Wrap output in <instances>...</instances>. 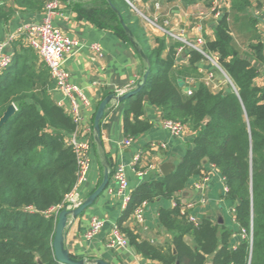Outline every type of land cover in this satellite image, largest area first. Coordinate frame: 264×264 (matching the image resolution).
Instances as JSON below:
<instances>
[{
  "label": "trees",
  "instance_id": "16d2710c",
  "mask_svg": "<svg viewBox=\"0 0 264 264\" xmlns=\"http://www.w3.org/2000/svg\"><path fill=\"white\" fill-rule=\"evenodd\" d=\"M11 1L16 9L39 13L49 0ZM70 6L78 19L112 32L137 55L140 51L145 56L143 87L122 101L125 136L137 139L150 128L143 118L145 103L154 106L162 120L179 121L193 134L191 147L173 172L139 185L124 213L129 215L142 203L157 198L173 199L189 179L211 165L224 180L226 200L235 203L234 222L242 235L233 245L231 229L207 219L194 225L180 214V203L175 201V207L158 213L159 226L171 237L170 245L163 248L142 241L119 226L129 244L143 258L160 264H264V87L254 85L257 71L234 45L232 36L235 28L258 40L250 0H230L213 37L205 38L206 51L218 56L233 88L227 85L214 94L199 83L191 96L183 93L172 76L179 44L167 45L161 39L151 44L125 0L71 1ZM14 12L0 2V23L7 22ZM22 40L20 49H14L11 64L0 71V118L11 104L16 108L0 127V264H61L52 249L56 220L42 212L60 205L75 184V154L67 141L76 126L50 95L53 83L47 67ZM251 48L261 59V43L257 41ZM189 55L191 67L203 59L193 50ZM93 118L90 142L94 144ZM108 165L112 176V165ZM27 207L35 212H27ZM186 237L192 239L193 246L187 244Z\"/></svg>",
  "mask_w": 264,
  "mask_h": 264
},
{
  "label": "crops",
  "instance_id": "0c3cea01",
  "mask_svg": "<svg viewBox=\"0 0 264 264\" xmlns=\"http://www.w3.org/2000/svg\"><path fill=\"white\" fill-rule=\"evenodd\" d=\"M71 1L85 2L87 0H60L52 25L61 30L68 39L77 43L66 54L63 67L69 74V82L78 86L89 101V106L83 107L80 111L82 121L79 131L83 132L84 129L91 127V120L105 96L125 94L136 88L143 75L144 64L140 55H137L132 47L121 41L115 34L108 30H101L85 19H78L70 8ZM0 2H5L7 7L15 11L7 22L0 23V53L11 57L15 50L20 49L22 40L14 36L16 30L24 24H40L44 11L31 13L14 8L11 0H0ZM129 2L143 16L149 19L157 18L159 28L148 25L145 28L141 25L151 44L154 45L155 39L164 40L167 45L179 44L175 48L172 76L179 81L182 88L185 82L192 81L194 87L203 83L212 93L217 94L229 85L225 76L204 58L191 67L190 49L183 48L178 51L182 45L167 37L163 30L166 27L175 33L182 32L190 43H194L195 38L201 35L205 42V38L213 37L216 23L230 8V0H129ZM155 4H158L157 9ZM250 4V11L255 20L254 33L258 40H251L247 38V33L243 35L236 29L234 32L248 45L247 52L243 55L257 71L254 85L264 87V58L262 57L264 2L250 0ZM164 21L168 22L167 25ZM257 41L262 45L261 59L256 57L251 48ZM24 43L23 45L27 46ZM94 44L99 46V51L92 49ZM39 62L42 61L39 59ZM209 75L212 76L210 80ZM50 91L56 104L63 99L55 88H51ZM143 118L148 120L150 128L129 145L124 146L123 140L127 137L122 125L123 104L112 100L100 121L99 140H95L94 144L93 141L90 142L89 169L85 180L77 188L79 200L81 203L84 202L97 190L103 182L105 173L108 177L107 184L91 206L75 219L68 218L64 230V246L69 256L76 260H84V264H94L96 260L107 264H160L137 254L124 233L122 234L127 241L126 248H110L107 243L111 237L112 226L117 225L130 230L142 241H148L163 248L170 245L171 237L159 226L158 213L161 209L173 208L175 201H179L180 206L193 203L189 213L195 216L198 222L207 219L224 224L231 229L233 245L242 239V235L237 233L238 227L234 222L235 203L226 200L224 180L218 170L211 165H206L201 175L189 179L184 189L175 194L173 199L157 198L145 203L142 221H137L133 213L129 215L124 213L130 195L139 185L150 180H160L164 176L163 166H167L171 170L170 173L173 172L187 149L191 147L193 138L188 128L182 137L172 136L162 127L159 111L148 103L144 105ZM80 138L83 139V137ZM137 157H140V160L133 170L132 165ZM108 163L112 165V171L117 165H122L125 169L128 185L122 195L118 194L117 184L112 176H109ZM138 170H147V172L139 176ZM205 175L208 176V180L201 184L200 179ZM93 217L102 219L104 224L101 230L88 240L84 235ZM185 241L189 246H193L190 237H186Z\"/></svg>",
  "mask_w": 264,
  "mask_h": 264
},
{
  "label": "built area",
  "instance_id": "2783aa9c",
  "mask_svg": "<svg viewBox=\"0 0 264 264\" xmlns=\"http://www.w3.org/2000/svg\"><path fill=\"white\" fill-rule=\"evenodd\" d=\"M60 0H49L44 6V17L40 24H24L20 26L14 36L17 38H22L25 44L30 47L39 57V59L45 64L48 69L49 77L53 83L54 88L61 94L62 100L57 102L59 107H62L72 118L76 128L75 131L68 138V145L71 146L76 161V179L75 184L71 191L67 193L63 199V202L60 205L52 206L47 210L43 211L42 214L46 217L53 216L54 219H57L58 214L62 210H73L78 208L81 205V201L77 195L78 186L85 180L86 174L89 169V149H90V136H91V127L84 129L83 132L79 131V126L81 125L82 117L80 111L83 107L89 106V101L84 95L82 90L69 82V74L63 67L64 58L67 53H69L75 46L76 41L68 39L61 30L52 25V19L56 15L57 10L59 9ZM125 2L136 11L139 16L147 21L151 27H157V18L150 20L149 18L140 14L132 5L129 0ZM264 2V0H263ZM156 9L158 4H155ZM167 21H164V24L167 25ZM163 30V29H162ZM163 32L167 37L179 42L182 46L178 51H181L183 48H188L199 53L204 59H206L214 68L220 71L225 78L227 79L229 85L233 88L229 78L225 72L221 69L218 63V56L216 54L208 53L205 49V42L201 35H198L195 38L194 43L187 41L186 36L181 32L175 33L172 30H169L165 27ZM92 49L99 51V46L94 44ZM262 57L264 58V51L262 52ZM11 64V57L0 53V71L7 68ZM211 75L208 76L210 80ZM183 93L186 96H191L194 86L192 81H187L183 85ZM122 93H118L115 96L120 97ZM162 127L167 130L172 136L182 137L187 127L185 124L179 121L173 120H162ZM80 137H83L81 139ZM134 139L126 138L123 140V145H129ZM140 157H137L132 165V169L138 165ZM151 167V166H150ZM149 167V168H150ZM148 168V169H149ZM138 175L141 176L146 174L147 170H138ZM112 179L117 184L118 194H124L128 181L125 174V169L122 165H117L112 173ZM200 183L204 184L208 180V176L205 175L200 179ZM226 191V188H225ZM126 200V199H125ZM145 203H142L133 211V217L137 221H142L143 219V207ZM173 203V207H175ZM193 207V203L185 204L180 206V214L185 216L188 222L197 225L199 222L195 216L189 213L190 209ZM29 213H34L35 210L32 207H27L25 209ZM104 221L98 218H91L89 229L86 231L84 237L86 239H91L95 236L103 227ZM107 246L110 248L120 247L126 248L127 241L124 235L121 233L117 225H113L111 228V237L107 243Z\"/></svg>",
  "mask_w": 264,
  "mask_h": 264
},
{
  "label": "water",
  "instance_id": "95a60500",
  "mask_svg": "<svg viewBox=\"0 0 264 264\" xmlns=\"http://www.w3.org/2000/svg\"><path fill=\"white\" fill-rule=\"evenodd\" d=\"M68 1V0H64ZM122 27L124 28L127 35L130 37L131 41L132 36L127 29V27L121 22ZM141 58H145L142 52L138 51ZM147 74L145 73L142 78V82L137 84L136 88L134 90H131L125 94H123L120 97H115L114 95H108L106 96L98 105L96 112L94 114L93 118V129L95 133V139L98 141L100 136V121L103 118L104 111L107 107V105L112 100H117L118 102H122L124 99H126L129 96L134 95L137 93L144 85L145 79ZM53 89L54 86H51ZM16 111V108L13 104H11L2 114L0 118V127L5 123V121ZM171 170L167 168V166H163L162 168V174L168 175ZM107 173L104 174L103 182L102 184L97 188L95 192H93L84 202L81 203V205L73 210H62L57 216L55 229H54V236L52 241V249H53V255L56 261H58L61 264H84V260H76L69 256L67 250L64 246V230L68 221V218L71 217L72 219H75L77 216H79L83 211H85L89 206L93 204L95 199L98 197V195L104 190L106 184H107ZM94 264H107L101 260H96Z\"/></svg>",
  "mask_w": 264,
  "mask_h": 264
},
{
  "label": "rangeland",
  "instance_id": "374dc122",
  "mask_svg": "<svg viewBox=\"0 0 264 264\" xmlns=\"http://www.w3.org/2000/svg\"><path fill=\"white\" fill-rule=\"evenodd\" d=\"M132 12L137 15V17L139 18L140 22H141V25L144 26L146 28V26H150L149 23H147V21L143 20L138 13H136L133 9H132ZM152 20V19H150ZM148 28V27H147ZM235 31V28L233 30V37H234V45L237 47V49L241 52H247V48H248V45L244 42V40L239 37V35L236 34Z\"/></svg>",
  "mask_w": 264,
  "mask_h": 264
}]
</instances>
